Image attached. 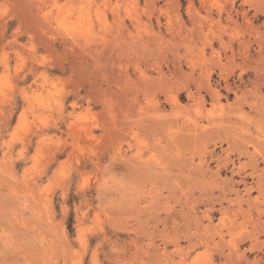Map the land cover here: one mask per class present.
I'll list each match as a JSON object with an SVG mask.
<instances>
[{
	"label": "rangeland",
	"instance_id": "rangeland-1",
	"mask_svg": "<svg viewBox=\"0 0 264 264\" xmlns=\"http://www.w3.org/2000/svg\"><path fill=\"white\" fill-rule=\"evenodd\" d=\"M0 264H264V0H0Z\"/></svg>",
	"mask_w": 264,
	"mask_h": 264
}]
</instances>
